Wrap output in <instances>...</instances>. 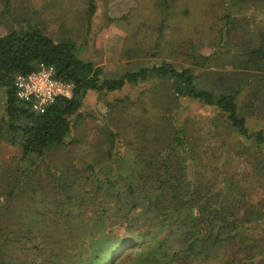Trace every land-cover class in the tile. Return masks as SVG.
<instances>
[{
    "label": "trees",
    "instance_id": "1",
    "mask_svg": "<svg viewBox=\"0 0 264 264\" xmlns=\"http://www.w3.org/2000/svg\"><path fill=\"white\" fill-rule=\"evenodd\" d=\"M229 2L228 11L236 0ZM88 6L90 20L95 0H88ZM76 51L72 40L55 41L32 27L0 37V139L18 148L25 162L16 184L0 190V264H116L134 249L138 250L136 264H235L225 260L234 244L242 249L241 255L249 254L247 264H264V132L248 130L238 103L246 85L260 84L264 89V40L234 55L235 83L225 86L228 76L219 83L212 80L214 85L222 83L224 89L218 92L197 82L210 66L211 56L193 62L202 69L197 74L194 68L178 69L161 62L107 78L101 67L82 60ZM39 64L51 66L56 79L73 87L70 98H56L41 113L32 110V103L19 100L14 87L16 76L34 71ZM249 70L259 73L246 74ZM150 79L167 84L174 101L195 100L218 111V127L224 131L219 135L224 140L214 148L216 154L220 152L216 164H221L212 174L200 175V166V177L191 172L198 153L187 137L188 119L182 123L177 119L181 102L179 112L144 124L141 144L135 147L131 142L133 148H128L132 161L125 173L105 169L101 177L100 166L86 165L72 168L68 176L48 163L49 153L71 138L88 92L120 91L127 84L136 86ZM145 130L150 131L148 136ZM106 132L108 160L115 167L117 136ZM237 139L243 144L242 155L260 156V150L263 154L259 160L252 157L256 163L247 164L249 184H256L260 194L256 200L240 183L245 178L236 180L223 169L224 150ZM42 172L54 182L47 195L28 188L32 177ZM242 259L237 258L238 264Z\"/></svg>",
    "mask_w": 264,
    "mask_h": 264
},
{
    "label": "rangeland",
    "instance_id": "2",
    "mask_svg": "<svg viewBox=\"0 0 264 264\" xmlns=\"http://www.w3.org/2000/svg\"><path fill=\"white\" fill-rule=\"evenodd\" d=\"M226 1L168 0L166 6L164 0H95L96 11L89 20L88 0H0V37L12 30L32 27L55 41L70 39L76 46L77 56L101 67L107 78L161 62L178 69L191 67L197 74L202 69L195 68L199 65L193 62L199 56H211L210 66L197 82L201 88L218 92L224 87H221L222 83L214 85L212 80L216 83L222 76H228L223 84L232 86L235 83L232 74L237 68L234 63L237 60L234 55L243 47L250 48L264 40V2L236 0L230 5V0L228 11ZM226 13L229 15L224 18ZM258 73V70H249L246 74L255 76ZM244 88L238 103L246 127L249 131L264 132V89L260 84ZM124 98L127 100L120 101ZM179 110L177 119L179 123L188 119L185 124L187 137L198 153L191 172L199 176L200 166V175L206 177L205 174H212L215 166L221 164H216L220 152L214 151L224 140L223 135H219L224 131L218 127L221 120L218 111L195 100L174 101L168 85L156 79L136 86L127 84L122 90L110 93L88 92L79 110L81 120L76 122L67 145L52 150L47 161L51 166L65 170L68 176L72 174V168L79 170L86 165L100 166L104 170L98 173L101 177L105 169L125 173L132 161L128 149L132 147L130 143L135 147L141 144L140 131L144 126ZM2 114L3 92L0 89V119ZM106 131H113L117 136L113 150L117 153L115 167L108 160ZM145 132L148 136L150 131ZM224 152V160H221L224 172L236 180L247 179L240 183L254 194V200L259 198L257 185L249 184L252 176L247 164L256 163L252 157L261 159V150L260 156L254 153L242 155L245 152L243 144L237 139L229 143ZM137 168L133 167V170ZM24 169L20 150L0 139V190L12 188ZM34 176L28 188L39 195H47L54 182L49 180L46 172ZM228 250L225 260L229 263L238 264L237 258L242 257L246 258L239 264L248 263L249 254L241 255L243 251L238 250L236 244ZM137 251L126 252L116 264H136Z\"/></svg>",
    "mask_w": 264,
    "mask_h": 264
},
{
    "label": "built area",
    "instance_id": "3",
    "mask_svg": "<svg viewBox=\"0 0 264 264\" xmlns=\"http://www.w3.org/2000/svg\"><path fill=\"white\" fill-rule=\"evenodd\" d=\"M14 87L16 97L23 102L32 103V110L39 113L60 96L70 98L73 88L56 79L54 69L44 64H39L28 74L16 76Z\"/></svg>",
    "mask_w": 264,
    "mask_h": 264
}]
</instances>
